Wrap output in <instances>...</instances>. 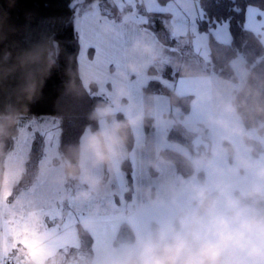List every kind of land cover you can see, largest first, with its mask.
<instances>
[{"label": "clouds", "instance_id": "clouds-1", "mask_svg": "<svg viewBox=\"0 0 264 264\" xmlns=\"http://www.w3.org/2000/svg\"><path fill=\"white\" fill-rule=\"evenodd\" d=\"M56 48L52 40L21 50L15 57L8 51L0 57V87L12 77L18 80L15 102L0 110V189H13L28 174L27 161L16 158L6 145L19 136L29 104L57 64ZM124 55L125 71L118 73L121 82L107 99L93 105L78 140L36 164L33 179L49 185L58 200L87 207L100 198L129 156L131 131L150 111L137 107L122 81L144 72L158 59L159 49L141 33L130 40ZM200 79L211 90L200 91L196 102L205 106L207 124L217 130V136L207 151L187 163L204 170L207 179L170 190L173 201L184 194L189 201L174 224L122 242L100 264H264V158L253 155L254 139L264 141V75L245 73L242 81L225 82L227 95L207 77ZM80 80L85 90L94 82L85 72ZM68 91L80 94L71 81ZM223 157H230L231 165L216 163ZM146 195L159 202L155 193ZM97 210L83 220L81 229L92 231ZM48 258V264H65L55 250L48 252Z\"/></svg>", "mask_w": 264, "mask_h": 264}, {"label": "crops", "instance_id": "crops-1", "mask_svg": "<svg viewBox=\"0 0 264 264\" xmlns=\"http://www.w3.org/2000/svg\"><path fill=\"white\" fill-rule=\"evenodd\" d=\"M193 3L197 6L199 0H193ZM186 6L188 7L187 4ZM252 7L254 9L264 10L256 6ZM76 10L75 26L80 40V73H87L97 83L99 93L108 98L116 83L121 82L118 73L125 71L126 58L124 54L127 44L125 43L123 46H120V42L124 41L121 38L124 36L122 34L124 23L117 19V15L103 13L100 1L98 0H94L89 4L84 3L82 6H78ZM199 10L200 12L203 11L202 8H199ZM200 12L198 14L203 16ZM198 16L194 15L196 26H198V20L201 17ZM261 19H264V17L258 18L257 21L251 22L250 24L246 20V26L260 36L264 42V28L259 27V20ZM166 22L167 24L168 22L170 23L168 19ZM222 23L227 22H221L219 24ZM219 24L210 30L211 33L219 41H230L231 33L229 26L223 28L222 32L224 34L220 31L216 33ZM142 29H144L148 36L154 37L152 34L155 35V32L148 26L143 25ZM196 31H198V27ZM196 31L194 30V32ZM194 32L192 29H188L184 34H188L187 36L189 38L193 34V38H196ZM158 42L156 43L162 49L160 51H166L168 47L172 48V46L161 44L159 40ZM91 45H97V47L93 48ZM192 47L193 49L190 48L189 53H187L189 54V60L183 62L181 60L178 63L166 62L163 67L157 66L158 74H151L149 69L146 68L140 76L129 75L126 81H122L124 87L130 93L131 100L139 105L138 108L147 107L150 109V111L145 113V117L150 118L152 121L150 129L146 130L145 127L142 129V124L137 129H133L135 143L129 151L128 156L133 164L131 187L126 172L121 166L120 172L109 179L108 187L102 196L87 207L76 206L70 200L64 202L58 200V203L49 206L39 205L36 202L32 206L33 210L40 208L55 210L54 220L48 216H43L41 219L49 229H60L59 232L52 233L48 239L60 245L53 250L64 258L65 264H68L73 259L79 260L82 264H100L103 257L117 252L121 243L115 244L114 241L122 222H127L130 225L133 231L134 241L138 234L153 229L156 222L151 219L152 215L174 216L188 208L189 201L186 194L179 196L173 201L170 191L164 186L170 183L161 184L158 187L154 185L153 188H150L145 182H143L144 186H139L138 180L141 179L143 181L139 176V167H141L142 162L146 173V181L149 176L159 178V182L167 177V179L172 180L175 184L172 188L170 186V190H181L186 185L196 183V181L201 182L200 179L204 180L206 177L203 171V177L201 178L198 175V172L201 170L198 171L195 169L192 175H185L178 169L172 159L166 158L163 155V151L168 149L182 154L187 159H191L207 151L216 140L217 130L208 126L204 110L205 106L199 105L196 102L197 95L200 91L211 90L200 78L207 77L212 85L225 95L228 92L224 84L231 80L222 78L213 71L210 50L208 57L203 58L199 54L198 49L193 45ZM175 50L182 54L184 52L182 50H185V47L179 50L176 48ZM187 54L185 53V55ZM242 64H244V68ZM232 65L235 72L236 68L241 70L240 74L244 78L245 73H247L245 58L242 55L236 56L232 61ZM151 66L155 67V65ZM166 66H171L177 70L178 73L175 78L167 79L162 75ZM152 77L160 78L170 87L174 88L179 95L192 96L191 110L183 118V124L189 132L194 133L196 138L200 139V143L188 146L184 143L169 139V131L177 119H179L181 112L179 108L172 105L167 95L144 91V86ZM242 80L237 77L236 81L231 82L236 83ZM254 140L261 143L263 149L258 155H253L264 158V141L260 139ZM15 149L16 147L12 153ZM160 156H163L164 159L160 160ZM36 181L31 182L28 187L22 188L17 194L14 193L12 196H9L8 202L11 203L10 201H12V197L14 196L15 198L22 199L24 196H21V194L28 191H30L28 198L36 199L37 193L32 192ZM148 190H151L152 193L155 192L159 197V202L173 204L167 206L165 211L154 210V205L157 203H153L150 197H145V191ZM38 200H44L40 194L35 201ZM94 209H98L95 212V224L92 231H87L92 238V251L87 252L82 248L79 229L83 220L93 214ZM159 227L162 226L159 225ZM48 259L45 264H48Z\"/></svg>", "mask_w": 264, "mask_h": 264}, {"label": "trees", "instance_id": "trees-1", "mask_svg": "<svg viewBox=\"0 0 264 264\" xmlns=\"http://www.w3.org/2000/svg\"><path fill=\"white\" fill-rule=\"evenodd\" d=\"M94 0H0V57L4 52H11L15 57L21 50L37 44L56 42V51L59 53L57 64L44 78V83L39 94L28 106V112L22 124L34 116L54 115L60 120V149L75 143L83 131L87 114L93 105L100 100L107 99L99 93L97 83L93 82L87 90L82 87L79 70L80 40L75 26L76 9L82 4H89ZM103 13H108L107 6L114 9L111 15H118V7L109 0H98ZM203 16L198 20V27L208 31L209 46L213 71L222 78L236 81L232 61L238 55L245 58L247 73L264 75V42L253 30L246 26V6H256L264 9V0H199ZM110 14V13H109ZM150 21L147 26L158 34L160 41L169 46H176L177 38H172L168 30V15L161 12H150ZM221 22H227L231 40L219 41L211 33V29ZM158 31V32H157ZM151 74H158L156 67L149 68ZM177 70L166 66L162 75L167 79L175 78ZM74 82L79 90V95L68 91L69 83ZM18 80L10 78L3 87H0V110L4 105L15 102L13 89ZM148 93H162L170 98L173 106L180 109V117L169 131V139L178 141L188 146H193L196 135L189 132L183 118L191 110V95H179L174 88L158 77H152L144 86ZM147 129L151 128L152 121L146 118ZM16 138L7 142L6 150L13 151ZM135 143L133 130L130 133L128 151ZM256 146L255 155H258L263 146L258 141H253ZM44 136L38 135L34 141L32 151L27 159L28 174L24 180L15 187V194L22 188L28 187L33 180L37 162L43 152ZM163 155L172 159L178 169L185 175H192L194 169L187 163V158L182 154L164 150ZM190 170L186 171V166ZM126 172L130 187L132 183L133 164L127 158L122 164ZM203 177V170L198 172ZM82 248L87 252L92 251V238L87 231L79 229ZM133 231L127 222H122L116 235L115 244L124 241H133Z\"/></svg>", "mask_w": 264, "mask_h": 264}, {"label": "rangeland", "instance_id": "rangeland-1", "mask_svg": "<svg viewBox=\"0 0 264 264\" xmlns=\"http://www.w3.org/2000/svg\"><path fill=\"white\" fill-rule=\"evenodd\" d=\"M75 1L81 2L82 0H75ZM109 1H111L113 4H115L118 7L119 11H118V15H117L118 18L117 19L124 23L123 32H122V34L124 36H122L121 38H122V40H124V42L127 44V46L129 44L130 40L134 36H137L141 33L146 34L144 29H142V26L143 25L147 26L148 22L150 21V19H151L150 12L156 11V12H161V13H165L168 15V21H170V23L168 22L167 25H168V30L170 32V35L172 38H174V37L177 38V40L179 42L176 44V46H172V48L168 47V49H166V51H160L161 48L158 45V43H159L158 40L160 41V39L158 37L159 35L155 33V35L157 37L154 34H152L154 36V37H152V36H150V35L148 36L146 34L147 37L150 39V41L155 46H157V48L159 49V57L151 65H155V67H157V66L163 67L166 62L178 63L181 60H182V62L189 60L188 59L189 54H187V53H189L190 48L193 49L192 45L198 49L199 54L203 58L208 57L209 50H210V46H209L210 33L208 31H204V30L201 31L199 29V27L196 26V21L194 20V15H199L198 17L201 16V14H198V12H200L199 8L201 9L200 3H197V6H196L193 3V0H187V2H186V0H167V2H165V0H109ZM185 3L188 5V7L186 6ZM189 7L191 10L188 9ZM107 11L110 14L114 13L113 12L114 9H112L109 6H107ZM200 13H202V15H203V11H201ZM227 26H228L227 23L219 24L218 28L216 29V33L219 31L221 33H223L222 32L223 28L224 27L226 28ZM197 27H198V31H196ZM188 29H190V30L192 29L193 32H194V30L196 31V32H194L196 34L195 35L196 38H193V34L191 35L190 38H189V36H187L188 34H184L186 32V30L188 31ZM154 40L158 43H156ZM161 44H163V43L161 42ZM181 47L182 48L185 47V50H182V51H184V52H182V54H180V52L175 50L176 48H177V50L182 49ZM163 50H165V49H163ZM185 53L187 55H185ZM210 56H211V53H210ZM151 65L148 67V69L151 67ZM242 66L244 68V64H242ZM240 71L241 70L236 68V72H235L236 78L238 77L240 79H243V77L240 74ZM140 75L141 74H138L137 76H140ZM138 106L139 105H137V107ZM32 121H35V123L37 125L36 127L32 126V123H31ZM59 123H60L59 118L57 116H54V115L34 116L31 118H28L26 120V122L21 125L20 134L16 138V143H15L16 149L12 154L18 159H22V160L28 159V157L32 151L33 145H34V141L36 140L37 136L40 134H42L44 136L43 152L41 154L40 160L42 158L49 156L51 153H53L57 149H60L59 148L60 147ZM141 124H142L141 128L143 129L145 127V129L147 130L146 117ZM142 163L140 165L141 167H139V171H140L139 176L143 179V181L141 179L138 180L139 186L140 185L144 186L143 182L147 183L150 188H153L154 185H156V187H158L161 184L164 185L166 183H170L169 185H164L168 188L167 189L168 191H170V189L175 186L174 182L170 179H167V177H165V179H163L162 181L159 182V178H153V177L149 176L148 180L146 181V179H145L146 173L144 170V165H142ZM231 163H232V160L230 157H223V158H220L217 160V164L221 167H227V166L231 165ZM187 170H190L189 165L186 166V171ZM204 173H205V171H204ZM205 179H207V178L205 177L204 180ZM200 180L204 181L202 179H200ZM33 181H34V179L31 182L33 183ZM196 182H200V181H196ZM34 185L35 186L33 187L32 192L37 193L36 199L38 198V196L40 194L44 200L35 201L36 199L33 200L31 198H28V196L30 194L29 193L30 191H28V192H23L21 194V196L22 195L24 196V197H22V199H20L21 203L28 205L29 202H31V207L33 205H35L36 202L39 205H44V206H49V205L58 203V199H57L56 194L54 193V190L49 185H47L45 182L37 180ZM170 186H171V188H170ZM145 187H147V186H145ZM12 192L14 194L15 190L12 189ZM148 192H151V190L145 191V197H149L146 195V193H148ZM153 193H155V192H153ZM163 195H165V194H163ZM14 198H15V196L12 197V201H10V202H13ZM60 202H64V201L60 200ZM172 204L173 203L167 204L165 202H159V203L154 205V208H155L154 210L157 211V209H158V210L165 211L166 207L171 206ZM180 214L181 213H177L174 216H170V215L162 216L161 214L152 215L151 219H153L156 222V224L153 226V229L159 227V225L160 226L168 225L167 223L174 224L176 221V218Z\"/></svg>", "mask_w": 264, "mask_h": 264}, {"label": "snow or ice", "instance_id": "snow-or-ice-1", "mask_svg": "<svg viewBox=\"0 0 264 264\" xmlns=\"http://www.w3.org/2000/svg\"><path fill=\"white\" fill-rule=\"evenodd\" d=\"M244 11L248 24L264 17V10L252 6H246ZM259 27L264 28V19L259 20ZM124 43L121 41L120 46ZM31 123L37 126L35 121ZM12 195V188L0 189V264H45L48 252L60 246L48 237L60 229H49L41 218L48 216L54 220L55 210H33L31 202L25 205L19 198L9 203L8 197Z\"/></svg>", "mask_w": 264, "mask_h": 264}, {"label": "built area", "instance_id": "built-area-1", "mask_svg": "<svg viewBox=\"0 0 264 264\" xmlns=\"http://www.w3.org/2000/svg\"><path fill=\"white\" fill-rule=\"evenodd\" d=\"M12 264H14V262H12ZM68 264H82V263L77 259H73V260H70Z\"/></svg>", "mask_w": 264, "mask_h": 264}, {"label": "water", "instance_id": "water-1", "mask_svg": "<svg viewBox=\"0 0 264 264\" xmlns=\"http://www.w3.org/2000/svg\"><path fill=\"white\" fill-rule=\"evenodd\" d=\"M193 143H194V144L200 143V139L195 138L194 141H193Z\"/></svg>", "mask_w": 264, "mask_h": 264}]
</instances>
